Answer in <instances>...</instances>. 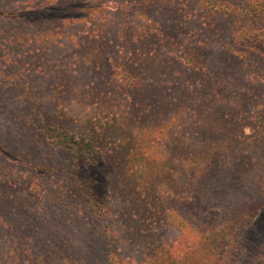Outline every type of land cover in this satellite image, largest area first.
<instances>
[{"label":"trees","instance_id":"16d2710c","mask_svg":"<svg viewBox=\"0 0 264 264\" xmlns=\"http://www.w3.org/2000/svg\"><path fill=\"white\" fill-rule=\"evenodd\" d=\"M112 3L114 10H96L88 18L92 28L79 36L81 42L73 20L60 29L8 31L0 44L8 49L0 64L10 58L11 67L10 85H0V91L12 96L11 112L19 109L25 140L45 151L23 154L33 162L37 183H49L38 206L50 209L70 189L77 191L70 196L74 204L80 205L81 196L85 205L71 217L70 233L79 248L65 246L55 228L48 233L55 243L47 244L36 264H49L53 257L63 258L57 264H185L187 255L173 246L176 241L160 237L171 233L181 240L189 234L172 206L191 204L196 198L183 196L197 181L204 196H215L206 192L223 181L233 193L231 203H244L247 196L256 215L264 210V0ZM52 50L64 53L69 66L77 54L82 69L57 71L56 61L41 67L33 60ZM3 136L0 132V147L8 139ZM248 142L260 145L259 154L242 153ZM79 158L92 161L91 167L106 164L111 200L98 201L69 175ZM230 205L227 201L224 215ZM244 211L241 206L239 220L246 219ZM151 219L153 228L147 224ZM236 220L228 218L203 236L222 259L238 248L245 225ZM14 225L1 224L0 264H18L25 251L8 247L22 238Z\"/></svg>","mask_w":264,"mask_h":264},{"label":"rangeland","instance_id":"374dc122","mask_svg":"<svg viewBox=\"0 0 264 264\" xmlns=\"http://www.w3.org/2000/svg\"><path fill=\"white\" fill-rule=\"evenodd\" d=\"M22 1L25 0H0V13L5 12L4 15H0V17H3V19H0V44L4 41V38H9L8 31H15V29L19 28L32 29L35 31L60 29L64 22H72L73 20H76L74 26L78 28L77 32L73 31V33L77 35L76 42H79V36L90 32L92 28L90 22L91 17H93L96 10L97 12H106L108 10H114L115 7V3H112V1L115 0H105L106 3L102 4L98 3L99 0H26L24 5ZM89 17L90 21H88ZM115 27L116 25H114V32ZM7 50L8 49L4 47V45H0V58L4 56V51ZM262 51L264 54V48H262ZM66 57L64 53L52 50L48 55L39 53L33 60L41 67L46 65L48 61H56L53 68H56L57 71L59 68L68 71L69 67L74 69L75 66L82 69L80 64L81 58L77 54L70 56L73 58L70 66L66 64ZM9 59L10 58L5 57L2 59L3 64H0V85L3 86L10 85V81L7 79L10 76L9 68L11 67L6 65ZM87 66H89V64H87ZM16 85L19 86L18 84ZM5 95L6 94L0 91V124L4 125V128L0 129V132L4 135L3 137L8 138L7 141H4V145L0 147V160H3L0 166L2 167L1 170L5 172L4 180L1 179V185H3L4 188L0 189V227H2L1 224L15 223L13 227L16 231L20 232L22 238L14 244V241H11L8 247L14 245L15 250H20L21 247L25 249L19 256L20 261L18 264H36L37 257L47 253L49 248L47 244L53 245V243H55L53 241L55 238L48 236V233L52 232L54 234L53 229L55 228L60 232L58 238H62V243L65 246H68V248H72L73 246H76V249L79 248V242H75V237L70 233V226L73 224L71 217L73 209H85V205L81 196L79 199L80 205L74 204L70 196L72 197L77 191L70 189V195L63 197L59 203H53L50 209L45 211L41 205L38 206V199L45 201L44 196L49 183H37L36 180L38 177H33L34 168L30 167L33 162L23 154L31 151L34 155L39 156L41 155L42 149H40L37 143L30 144L25 140L23 128L21 130L22 117L19 119V115H16L19 109L15 107L16 112H11L8 107L13 103L10 100L12 96L6 97ZM16 97L17 95L15 98ZM247 146L248 148L242 152L243 154L248 152L256 156L259 154L257 151L262 149L260 145L258 147H255L254 144L250 145V142H248ZM42 152L45 151L42 150ZM254 152L256 153L254 154ZM76 163L78 166L76 167L74 164L75 168L70 171L71 173L69 172V175H74L78 178L84 185L83 188H85V186L87 190L90 188L92 194H96L95 196H97L98 201L101 199L106 200L109 197L111 200L109 181H107L108 173L107 169L105 170V168H103V165L106 164L100 162L99 165L91 167L93 164L92 161L89 160L85 162L81 160V158H79ZM21 175L23 176L20 177ZM17 176L20 178L16 180L15 178H18ZM29 177L31 178L28 179ZM24 181H27V183H24ZM221 183L213 186L216 191L212 190L213 187H209V192H206L207 194L211 193L215 196H204L205 191L202 189L203 184H200L198 181L195 182L189 191L185 192L183 198H196L201 200V203L199 204L197 200L194 199L191 200V204L186 206H183L181 202V208L176 205L172 206L173 208H177L178 213H180L185 220L189 234L184 235V237H182V235V241L180 239H175L178 234L172 236L171 233L167 235L163 234L160 240L165 243L168 240L170 243L176 241L173 246H178V248L182 250V253H180L182 256L187 255V259L184 261L186 262L185 264H264V210L258 209V214L256 215L253 211V204H251L253 200L247 196H243L245 200L244 203L240 202L237 203V205L234 204L235 201L231 203L232 197L230 198V196L233 193H231L232 191L229 188L225 189L224 184ZM262 186L264 187V184ZM80 188L82 195L83 190L82 187ZM26 190H29L35 197L30 195ZM226 195L229 196L228 200L224 199ZM202 196H204L203 200L201 199ZM227 201H229V205L231 204V208H228V213L230 214L224 215L223 212L227 209L225 208ZM201 204H206L207 207L204 209V206ZM241 206L245 209L244 214H246V219L239 220L242 216L241 213H238ZM233 211L236 213L233 214ZM81 214L82 217L85 216L84 211ZM254 217L256 218L253 220ZM228 218L230 220L238 219L236 221L245 226L241 230L240 238H238V248L232 252L230 258L222 259L214 253L212 249L207 248L203 236L205 233H209L207 230L210 227H222ZM248 218L253 220L250 224V221L247 222L249 220ZM147 224L151 225L150 228H153L155 225L153 219L147 221ZM142 233H144V230ZM135 237V235H131L127 238L130 242H133ZM152 240L159 243L158 238L154 237ZM35 242L38 243L36 244ZM110 245L113 246V244L109 243V246ZM139 249L142 250V247L140 246ZM165 250L170 251L171 246L168 247V244H166ZM111 252L113 257H115L114 247L111 248ZM165 254V252H161L160 256L164 257ZM53 258L52 261H49V264H57L63 259L59 257ZM160 262L161 261L158 263Z\"/></svg>","mask_w":264,"mask_h":264}]
</instances>
